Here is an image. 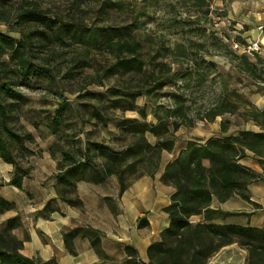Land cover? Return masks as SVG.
I'll return each mask as SVG.
<instances>
[{"label":"rangeland","instance_id":"rangeland-1","mask_svg":"<svg viewBox=\"0 0 264 264\" xmlns=\"http://www.w3.org/2000/svg\"><path fill=\"white\" fill-rule=\"evenodd\" d=\"M19 1L8 0L7 8H15ZM37 1L60 19L83 22L99 31L136 21L133 34L141 43L138 47L144 60V76L140 78L122 67L117 71L115 52L105 43L85 45L76 39H67L60 43L37 44L34 54L46 72L32 75L23 85L13 86L23 93L24 99L23 102L8 99L16 106L8 109L10 132L4 130L3 138L19 163V172L28 170L22 176L26 185L20 190L29 200H37V196L50 187L56 190L57 198L48 200L45 215L53 208L59 210L57 199H62L63 195L73 200L78 198L77 185L74 191L65 183L59 185L56 177L65 151L76 152L77 148L89 146L91 142L123 148L130 141V134L124 130L131 125L127 120L157 122L153 109L174 107L175 94L185 97L188 121L175 130V146L172 151L163 152L157 170L165 160L176 158L190 139L206 141L210 137L238 134L243 129H259L247 110L264 109V79L257 77L262 74L260 68L264 65V33L257 28L264 22V0H122L124 8L109 9V15L98 12H104L103 2L114 0ZM4 14L14 18L15 12ZM14 22L12 19L0 21V31L18 39L21 33ZM250 41H259L255 52L234 47L235 42L243 45ZM185 45L189 50L188 58L175 55V50ZM167 46L169 50L164 48ZM121 57L130 59V54L125 50ZM3 58L10 65L14 64L9 56ZM203 60L213 62L214 68ZM249 67L252 72L243 69ZM170 71L177 73L175 81L156 88L158 81ZM140 88L143 92L135 95ZM222 100L235 103L236 108L213 120L207 119L208 109ZM139 107L145 108V117ZM97 108L106 120L94 115ZM222 124L227 131H223ZM170 128L173 129V125ZM146 136L152 143L156 141L153 133L147 132ZM250 157L255 160L253 153ZM94 160L102 163L104 159L96 155ZM151 169L153 166L145 162L139 163L136 172L125 169V181L130 184L139 171ZM14 172V165L0 155V182L7 184ZM70 178L72 180L73 176ZM88 182L107 194H117L115 186L120 187L116 175L104 182ZM65 189L68 191L61 192ZM98 206H101L100 201ZM77 208L82 217L88 216L83 203ZM198 216H193V221H198ZM247 258V249L237 243L216 264H247ZM35 264L54 263L41 258Z\"/></svg>","mask_w":264,"mask_h":264},{"label":"trees","instance_id":"trees-1","mask_svg":"<svg viewBox=\"0 0 264 264\" xmlns=\"http://www.w3.org/2000/svg\"><path fill=\"white\" fill-rule=\"evenodd\" d=\"M6 3H9L8 0H0V21L14 20L21 37L16 39L0 31V80H2L0 84V155L15 167L14 175L7 184L22 188V176L26 175L28 170L19 172V163L3 138V132L4 130L10 132L8 109L16 106L8 99H20L22 102L24 99L23 93L15 90L13 86L23 85L32 75L46 72L34 54L35 48L39 46L37 44H54L67 39L70 41L76 39L85 45L94 42L105 43L115 52L116 70L122 67L133 71V74L140 78L144 76L142 72L144 60L138 47L141 43L133 34L134 28L137 27L136 21L99 31L97 28L88 27L83 22L71 23L60 19L58 15L50 14L49 8L44 7L37 0H20L13 9H8ZM101 7L104 12L98 13L109 15L111 13L107 12L109 9L122 10L124 3L122 0L108 1L103 2ZM4 12H15L14 18ZM164 48L169 50L168 46ZM125 50L129 52L130 59L121 57ZM188 52L185 45L180 47L179 51L177 48L174 53L188 58ZM4 55L9 56L14 64L10 65L3 58ZM203 61L211 69L214 68L213 62ZM243 69L252 72L250 67ZM260 71L262 74H258L257 77L264 79V65ZM176 75V72L170 71L167 77L158 81L156 88H162L164 83L175 81ZM142 92L140 88L135 95ZM184 103L185 97L175 94L174 107L153 109V115L157 119L155 123L143 122L135 118L128 119L131 125L124 127V130L130 134V141L121 149H115L101 142H91L89 146L77 148L76 152L65 151L56 175L58 184L65 183L75 191L77 180L84 179L100 183L111 175H116L120 183V193H122L128 186L124 176L125 169L136 172L139 163L145 162L149 167L154 168L148 171L154 172L161 162L163 152L173 150L176 141L175 130L188 121ZM235 108V103L222 100L210 107L205 117L213 120L218 115L233 111ZM139 111L143 117L146 116L144 107H139ZM247 114L255 121L259 129H243L238 134L210 137L206 141L190 139L178 156L166 164L162 179L175 187L171 202L164 207L169 214L170 225L161 232L159 240L148 246V261L138 258V251L134 246L125 245L127 257L123 264H206L223 246L235 242L247 249V264H264V226L213 222L215 218L237 212L211 207L214 197L219 201H225L237 194L249 200L248 183L262 176L261 172L243 164L241 159L247 155L248 151H251L264 170V109L247 110ZM94 115L101 119L104 117L99 108L95 110ZM106 119L104 117V120ZM170 125H173V129ZM222 125L223 131H227L225 124ZM147 132L155 136L154 143L146 136ZM76 154H80V157L77 158ZM96 155L103 157L102 163L94 160ZM123 166L125 169L122 168ZM71 176H73L72 180ZM3 184L0 182V186ZM67 191L65 189L61 192ZM62 199L71 205L82 204L79 198L73 200L63 195ZM48 205L49 202L46 207ZM12 208L14 203L0 195V214ZM197 215L201 216V219L193 221L192 217ZM18 224V216H15L0 228V264H35L36 260H41L39 257H28L21 253L23 242L13 233V229ZM144 224L145 222H141V225ZM83 230L82 227H76L63 232L64 241L69 250H73L74 237ZM95 243L96 241L92 240V244ZM44 261L58 264L54 257Z\"/></svg>","mask_w":264,"mask_h":264},{"label":"crops","instance_id":"crops-1","mask_svg":"<svg viewBox=\"0 0 264 264\" xmlns=\"http://www.w3.org/2000/svg\"><path fill=\"white\" fill-rule=\"evenodd\" d=\"M250 153L241 162L261 172V178L248 183L249 200L237 194L225 201L214 197L211 207L237 213L215 218L213 222L264 226V170L257 157L253 160ZM168 161L165 160L163 166L154 172L139 171L137 178L122 193L116 185L115 195L105 193L88 181H77L78 198L87 217L80 215L81 210L77 205H71L61 198L57 199L59 210L53 208L49 215H45L48 200L56 199L58 195L53 187L45 189L37 200H29L20 188L3 184L0 195L13 202L14 208L0 214V228L10 218L18 216L19 224L13 233L23 242L21 253L44 260L54 257L58 264H123L127 257L125 245L134 246L138 258L148 261V246L161 238V232L171 221L164 207L171 202L175 187L162 179ZM25 185L23 181L22 186ZM200 219L201 216H198L197 220ZM141 222L145 224L141 225ZM76 227L84 230L74 237L71 251L65 244L63 232ZM92 240L96 243L92 244ZM235 244L223 246L209 259L208 264L219 262Z\"/></svg>","mask_w":264,"mask_h":264},{"label":"built area","instance_id":"built-area-1","mask_svg":"<svg viewBox=\"0 0 264 264\" xmlns=\"http://www.w3.org/2000/svg\"><path fill=\"white\" fill-rule=\"evenodd\" d=\"M263 25H264V22L262 24H259L258 25V30L262 31L263 32ZM234 47L237 48V49H242L244 52L245 51H248V52H255V50L259 49V41H255V42H246L245 44L243 45H240L238 42H235L234 43ZM255 49V50H254Z\"/></svg>","mask_w":264,"mask_h":264}]
</instances>
